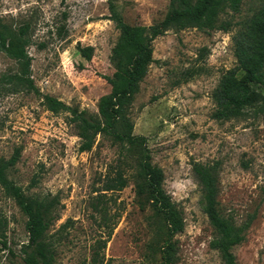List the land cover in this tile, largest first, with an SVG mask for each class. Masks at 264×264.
I'll list each match as a JSON object with an SVG mask.
<instances>
[{
  "label": "rangeland",
  "instance_id": "obj_1",
  "mask_svg": "<svg viewBox=\"0 0 264 264\" xmlns=\"http://www.w3.org/2000/svg\"><path fill=\"white\" fill-rule=\"evenodd\" d=\"M107 1L0 0V25L12 31L25 27L30 41L26 75L21 76L20 62L0 53V157L8 159L17 150L7 179L25 195L55 203L48 234L60 242L53 264H157L155 247L162 236L156 217L138 206L133 157L123 167L126 186L100 197L105 177L122 165L117 147L97 135L88 152H79L69 114L49 112L43 101L46 95L88 121L98 119L97 101L109 93L104 77L113 72L109 56L118 34L107 19ZM110 1L130 26L159 22L169 2ZM259 6L257 0H244L236 13L219 15L229 23L227 32L170 30L155 38L152 62L127 108L131 133L144 138L151 165L161 170L162 189L182 219V230L172 239L174 264H222L208 246L214 232L201 211L194 165L214 169L220 215L248 226L231 250L236 263L264 264V116L210 117L211 93L235 65L231 37ZM77 46L92 48L88 60ZM13 75L22 78L16 91L6 84ZM95 209H104L107 227ZM0 219L7 247L17 253L27 240L25 218L1 188ZM105 232L110 236L104 248L96 249L94 241L104 239ZM6 258L0 248V264H7Z\"/></svg>",
  "mask_w": 264,
  "mask_h": 264
},
{
  "label": "trees",
  "instance_id": "obj_2",
  "mask_svg": "<svg viewBox=\"0 0 264 264\" xmlns=\"http://www.w3.org/2000/svg\"><path fill=\"white\" fill-rule=\"evenodd\" d=\"M243 1L169 0L162 20L149 26H130L122 21L114 4L108 0L107 19L113 23L118 34L109 56L113 72L109 77H104L109 86V93L99 97L97 101L98 119L88 121L81 113L49 96H43L46 110L52 113L65 111L69 114V122L73 124L76 137L80 141L79 152H88L97 135L117 147L122 165L116 167L112 177H105L99 190L100 197L106 192H119L126 186L128 177H123V167L133 157L135 171L131 179L138 206L146 207L152 212L159 223L162 236L161 243L155 247L158 254L157 264L175 263L172 239L181 232L182 219L162 189L161 170L151 165L144 138L131 133V124L126 115L127 108L137 94L139 83L152 62L151 43L155 38L170 30L227 32L229 23L220 21L219 15L226 14L227 11L236 13ZM257 1L260 2L259 8L248 19L239 23V29L231 37L235 65L220 76L211 93L213 111L210 117L215 121L244 120L250 114L264 116V0ZM29 44L25 27L12 31L0 25V53L20 62L21 76L27 74L29 67L30 59L25 52ZM76 48L83 59L90 58L91 47ZM21 79L19 75H13L6 79V84H11L10 90L16 91ZM26 81L30 85V81ZM17 160V150L8 159L0 157V188L25 218L24 230L27 240L20 245L17 253H14L6 245L5 222L0 219V248L7 251V264H53L56 246L60 242L58 237L48 234L56 217L55 203L53 199L36 194L25 195L18 186L7 179V170L12 169ZM192 172L200 187L201 211L214 232L208 246L217 252L222 264H237L231 250L243 241L248 226H235L218 212L216 180L212 167L194 165ZM103 210L95 209V212L99 213L101 224L107 227ZM109 236L110 232H105L104 239L95 240L96 249H103Z\"/></svg>",
  "mask_w": 264,
  "mask_h": 264
}]
</instances>
